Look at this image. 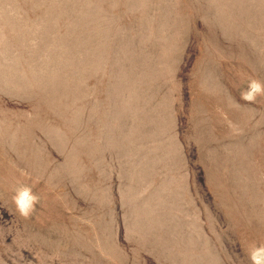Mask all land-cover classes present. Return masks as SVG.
<instances>
[{
    "label": "rangeland",
    "instance_id": "rangeland-1",
    "mask_svg": "<svg viewBox=\"0 0 264 264\" xmlns=\"http://www.w3.org/2000/svg\"><path fill=\"white\" fill-rule=\"evenodd\" d=\"M251 80L264 0H0V264H251Z\"/></svg>",
    "mask_w": 264,
    "mask_h": 264
},
{
    "label": "clouds",
    "instance_id": "clouds-1",
    "mask_svg": "<svg viewBox=\"0 0 264 264\" xmlns=\"http://www.w3.org/2000/svg\"><path fill=\"white\" fill-rule=\"evenodd\" d=\"M264 96V83L259 80L248 82L247 88L241 93V99L248 103H255L257 97ZM17 213L27 219L35 211L39 197L27 185L18 186L12 197ZM251 264H264V246H253L248 251Z\"/></svg>",
    "mask_w": 264,
    "mask_h": 264
}]
</instances>
